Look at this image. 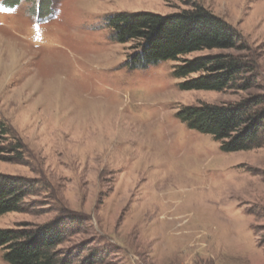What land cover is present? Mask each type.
<instances>
[{
	"label": "rangeland",
	"instance_id": "rangeland-1",
	"mask_svg": "<svg viewBox=\"0 0 264 264\" xmlns=\"http://www.w3.org/2000/svg\"><path fill=\"white\" fill-rule=\"evenodd\" d=\"M194 7L240 43L183 60L238 57L247 71L232 89L184 91L181 63L131 68L138 42L114 39L117 14ZM254 97L264 98V0H0V118L23 145V164L0 160V174L39 188L0 229L69 212L84 229L63 249L99 251L103 264H264V148L226 153L179 117Z\"/></svg>",
	"mask_w": 264,
	"mask_h": 264
},
{
	"label": "trees",
	"instance_id": "trees-1",
	"mask_svg": "<svg viewBox=\"0 0 264 264\" xmlns=\"http://www.w3.org/2000/svg\"><path fill=\"white\" fill-rule=\"evenodd\" d=\"M114 39L138 42L129 66L145 69L161 62L181 63L174 75L185 80L184 91L223 92L233 88L247 66L232 54H214L194 59L184 57L204 51L237 50L240 38L233 26L203 7L168 16L148 12L122 13L110 18ZM193 75H198L194 78ZM244 87H249L246 84ZM180 119L190 129L213 136L226 153L264 148V98L254 97L236 104L184 107ZM23 145L14 129L0 118V160L23 164ZM38 183L0 174V216L22 213L26 200L37 195ZM84 219L76 213H61L39 227L0 229V249L10 264H103L99 251L79 247L63 249L82 234Z\"/></svg>",
	"mask_w": 264,
	"mask_h": 264
},
{
	"label": "snow or ice",
	"instance_id": "snow-or-ice-1",
	"mask_svg": "<svg viewBox=\"0 0 264 264\" xmlns=\"http://www.w3.org/2000/svg\"><path fill=\"white\" fill-rule=\"evenodd\" d=\"M5 11H7L8 9H4Z\"/></svg>",
	"mask_w": 264,
	"mask_h": 264
}]
</instances>
